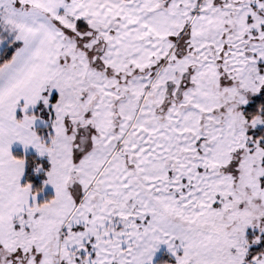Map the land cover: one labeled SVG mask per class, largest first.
<instances>
[{
	"label": "snow or ice",
	"instance_id": "obj_1",
	"mask_svg": "<svg viewBox=\"0 0 264 264\" xmlns=\"http://www.w3.org/2000/svg\"><path fill=\"white\" fill-rule=\"evenodd\" d=\"M0 264H264V0H0Z\"/></svg>",
	"mask_w": 264,
	"mask_h": 264
}]
</instances>
